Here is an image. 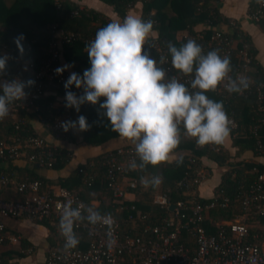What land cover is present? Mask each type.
Masks as SVG:
<instances>
[{"label":"built area","instance_id":"2783aa9c","mask_svg":"<svg viewBox=\"0 0 264 264\" xmlns=\"http://www.w3.org/2000/svg\"><path fill=\"white\" fill-rule=\"evenodd\" d=\"M56 10L60 9L61 0H51ZM78 14V9L70 15ZM248 17L255 23L264 17V0H255L254 7L248 11ZM230 25L236 28L234 23ZM210 29L205 34L202 29L196 30L191 37L202 47V54L218 50L219 54L235 58L231 63L229 77L233 81L237 78H247L248 87L237 95L252 94L255 110L260 113V122H264V93L262 84L256 83L252 78V56L249 51V43L240 34L232 36L231 33L217 27L206 26ZM51 37L45 48V57L35 66L34 62L25 57L29 51L24 49L13 51L2 50L0 57H7L5 69L11 65L23 66L30 72L34 84L29 86L25 97L10 105V114L0 120V127L8 119L11 126L10 136L6 139L0 136V158L8 160L26 159L30 163L49 166L55 157V146L35 135L27 134L24 130L27 113H34L42 124L49 130L55 139H65L71 132V128L65 132L61 122L70 120L68 114L51 115L47 112L42 116L40 99L48 86L66 91L64 83L69 74L64 71L56 74L59 67L60 45L62 42H70L74 34L63 33L56 29L55 24L49 27ZM237 42L240 45L237 46ZM151 50L156 55L157 67L165 71V76L183 83L190 93L200 91L193 89L191 81L193 75L179 74L173 71L172 63L156 38H148L143 51ZM1 72V70H0ZM228 78L215 89L216 92H229ZM78 94H83L74 85L70 89ZM224 96V95H222ZM48 109H55L53 102L47 104ZM230 127L235 123L231 117ZM217 151V145H206ZM34 149L32 152L26 150ZM136 156L135 148L126 145L119 146L107 152L102 159L103 182L109 200L116 205L118 213L127 212V219L131 221V233H123L117 217L113 215L114 231L112 237L107 235L108 225L97 222L90 223L87 219V211L83 199L77 192L58 185L42 186L35 178L27 176L14 179L4 173H0V192L12 188L19 195V199H4L0 197V216L12 218H28L33 221H47L50 225H57V237L54 244L46 250L42 264H264V225H257L259 231L250 232L246 223L248 215H264V173L257 175L256 179L246 189H241L238 194L241 213L234 219L210 221L212 231H207L204 221L207 212L215 207H225L228 198L222 196L219 201L212 199L209 202H201L197 195V186L206 177L207 170L199 167L191 177L184 176L176 182L177 187L185 189L189 198L176 200L171 203L166 190H157L152 193L151 204L162 209L157 216L156 223L147 221V215L141 214L131 202L134 199V189L137 181L128 175L127 170ZM128 195L133 196L128 198ZM99 201V200H98ZM70 204L72 209L79 208L81 219L74 222V232L79 239L75 248L65 249L64 237L59 231V220L63 207ZM173 205L170 209L169 206ZM58 206H60L58 208ZM102 216L104 214H101ZM139 227L137 228V223ZM18 238L9 235L5 231L4 224L0 221V246L9 243H17ZM0 247V252H1ZM23 254L31 252L30 248L20 250ZM0 264L3 260L0 253Z\"/></svg>","mask_w":264,"mask_h":264},{"label":"trees","instance_id":"16d2710c","mask_svg":"<svg viewBox=\"0 0 264 264\" xmlns=\"http://www.w3.org/2000/svg\"><path fill=\"white\" fill-rule=\"evenodd\" d=\"M107 5H110L118 18L122 20L126 11L132 7V5L139 1L141 4L140 17L144 20L151 19L154 23V30H156L157 42L165 48L166 55L172 63L171 53L169 52V44L181 47L187 40L191 39L196 32L195 26L199 25V29H203L205 34L210 33V29L206 26L216 27L218 23L224 22L228 24V20L223 18L218 13L214 6L215 0H100ZM255 0H251L249 3L248 11L254 7ZM78 9V14L75 16L70 13ZM110 20L106 19L102 14L92 10H81L72 3L70 0H61L60 9L56 10L51 0H0V52L2 50L11 49L13 51H19L14 38L23 34L24 39L21 41L23 48H28L29 51L25 57L30 58L35 66L39 64L45 57V48L48 40L51 37L49 27L51 24H55V28L65 32H72L74 34L73 39L68 42H62L60 45V56L64 62L73 65L71 67L72 72H76L79 75H83L85 69L90 67L85 45L95 38L96 31L106 26ZM259 28L264 31V17L256 23ZM232 36L240 34L243 39L249 43V51L252 56V78L256 83L262 84L263 91V77L261 68L254 58V50L252 49L249 40L243 35L236 27L231 32ZM146 44V43H145ZM237 46L240 42H237ZM150 58L156 60V55L151 50H146ZM59 62V61H58ZM235 62V58L231 57V63ZM194 63L193 73L195 74ZM17 68L21 70L20 65H11L8 69ZM8 69L1 70L4 72ZM173 71L179 74H184L181 71L175 69L172 65ZM18 70V71H19ZM27 70V69H26ZM24 72V71H23ZM25 73V72H24ZM70 75V73H68ZM25 80H31L30 72L27 70V74H23ZM163 83H168L170 80L165 76ZM29 86H27L28 89ZM82 91L83 89H79ZM48 92V93H47ZM47 93V94H46ZM66 91H60L59 89L48 86L44 92V96L40 99L39 104L42 107V116L47 112L51 115L67 114L68 108L64 109L66 100H63V104L55 109H48L47 104L53 102L55 95L65 96ZM81 94H79L80 96ZM206 95L213 100L222 101L224 109L235 123V127L231 128L230 137L232 145L236 147V152H242L250 150L256 156L264 157V122H260V113L255 110L254 97L252 94L237 95L235 92H216L208 91ZM224 95V96H222ZM105 98L101 97L102 103ZM99 103L93 105L90 102H85L80 106V115L86 117L88 124L91 126L87 131H81L82 143L90 146L100 145L109 139L119 137L118 133L112 131L107 117L103 114L104 110L100 109ZM264 104V99H263ZM29 114V113H27ZM26 114V115H27ZM4 135H0L4 138H8L11 133V126L9 120L6 119L2 126ZM0 127V128H1ZM24 130H27V134H34L30 125L26 122ZM186 132L183 125H179V133ZM71 135V132L67 135V139ZM181 143L175 149V152H182L175 159L171 161L162 162L158 166H147L145 169L130 170L128 168L127 173L137 181L136 188L134 189V199L131 201L136 209L140 210L141 214L147 215V221L150 223H156L157 216L162 213V209L152 205L150 200L153 191V187H144L141 182V177L146 180H150L152 177L159 176L162 178V183L159 185L161 189L166 190L168 198L171 203L176 200H186L189 198L184 188L177 187L176 182L184 176L191 177L195 173L194 171L199 167H203L210 171V168L206 167L201 158L205 157L213 161L217 166L222 167L223 170L220 173L219 182L214 186L212 196L209 198H202L197 195L201 202H209L212 199H219L222 196L228 198V203L225 207H219L218 205L211 208L207 212V218L204 221V226L207 231H212V225L209 222L225 219H234L241 213L240 201L238 194L241 189H246L256 179L257 175L264 173V164L257 162H246L243 160H230V155L226 149L218 146L217 151L212 150L208 146H198L194 138L181 136ZM34 149L28 148L26 152H32ZM108 151L101 154L86 158L84 162L76 164L74 169L64 177H58L55 180H49L44 175L39 174L38 169H59L62 168L70 160V151L55 146V157L53 162L49 166L37 165L36 163H30L24 159L25 164L23 166H17L12 163L11 160L0 158V173H4L10 176L11 172L17 173L20 176H27L29 178L38 179L42 186L58 185L65 187L71 191L77 192L83 199L87 211L92 209L100 214L110 213L114 217H117L119 221L120 229L123 233H131L132 223L127 219V212L118 213L116 211V205L109 200V194L107 193L103 182V166L101 164L102 159ZM137 165L140 164L139 157L136 155L133 159ZM208 174L206 175V177ZM10 189V188H8ZM264 190V184H262ZM6 191V190H4ZM4 199H19V195L15 193L13 197H6L1 195ZM94 196L98 199L96 205L91 203ZM249 220V221H248ZM252 222L250 232L259 231L257 225H264V215H248L247 222ZM137 223V228L139 227ZM246 222V223H247ZM39 224L50 226L47 221H39ZM54 244L51 241L50 246ZM1 257L3 264H17L12 257L11 252L7 250H1ZM21 256V253L17 254ZM24 255V254H23Z\"/></svg>","mask_w":264,"mask_h":264},{"label":"clouds","instance_id":"9594fccd","mask_svg":"<svg viewBox=\"0 0 264 264\" xmlns=\"http://www.w3.org/2000/svg\"><path fill=\"white\" fill-rule=\"evenodd\" d=\"M261 2V0H258ZM154 21L144 20L135 15H126L120 21H111L99 28L95 38L85 45L90 67L83 75L71 72L64 83L66 89L65 107L80 111L85 102L99 103L104 110L112 131L118 133L135 146L140 164H129L130 170L158 166L169 160L170 154L181 143L179 125H183L187 135L195 139L198 146L222 145L229 137L230 119L222 101L210 99L206 92L214 91L226 78L227 91L240 92L248 87L247 78L231 80V58L221 56L218 50L202 54V47L189 39L181 47L169 44L172 65L185 75L193 73V89L175 79L163 83L165 71L157 67L156 60L143 51L146 40L154 33ZM23 34L14 38L20 53L24 48ZM7 57H0V70L5 69ZM73 65L55 69L62 74ZM34 84L33 80H11L0 83V120L10 114V105L25 97V87ZM83 89V94L71 91V87ZM65 132L78 127L87 131L91 127L86 117L80 115L76 121L61 122ZM144 187L156 188L162 183L159 176L146 180L141 177ZM60 206H58L59 208ZM90 223L102 222L108 225L107 235L111 238L114 221L110 213L103 216L92 209L88 210ZM81 219L80 209H72L70 204L63 207L59 220V231L64 237L65 249L75 248L79 239L74 232V222Z\"/></svg>","mask_w":264,"mask_h":264},{"label":"crops","instance_id":"0c3cea01","mask_svg":"<svg viewBox=\"0 0 264 264\" xmlns=\"http://www.w3.org/2000/svg\"><path fill=\"white\" fill-rule=\"evenodd\" d=\"M72 3L77 5L81 10L92 9L100 14H102L106 19L110 21H120L116 13L113 11L110 5L100 1V0H70ZM251 0H215L214 6L217 9L221 17L228 20V24L221 22L216 25L217 28L231 33L233 27L230 23H234L239 31L247 37L250 42L252 49L254 50V58L261 68V73L263 77V93H264V31H262L259 26L253 22L248 17V7ZM141 4L139 1H136L132 7H130L126 15H135L140 17ZM124 16V17H125ZM200 26H195V29H199ZM157 35L156 30L152 38H155ZM149 37V38H150ZM59 67L68 65L62 58L58 62ZM20 71L17 68H11L4 72H0V83L11 80L24 81L26 78L23 74H27V70L21 66ZM25 73H24V72ZM67 73H71L72 69H66ZM20 74H19V73ZM25 95L27 93V86L24 89ZM48 93V92H47ZM46 93V94H47ZM79 96L78 92H75ZM65 96L55 95L53 100V105L61 107L63 104ZM64 109L66 107L64 106ZM70 120L76 121L80 116V111L77 112L75 108H68ZM26 121L30 125L33 133L41 138H43L47 144L63 147L70 151V160L59 169H38V173L44 175L49 180H55L58 177L67 176L78 163H82L86 158L101 154L106 151H110L119 146L130 145L135 148L132 142L121 138L109 139L108 141L96 145L90 146L82 143L81 141V131L77 128L71 129V135L67 139H55L49 132V130L42 124L39 117L34 113H29L26 115ZM4 128H0V135H4ZM180 137L185 136L189 137L186 132L179 133ZM223 149H226L230 155V160H243L246 162H257L264 164V157L254 155L250 150H245L242 152H236V147L232 145V140L229 137L225 140L222 145H219ZM182 152H173L170 154L169 160L175 159ZM201 162L208 168L210 171L207 173L208 176L205 177L200 184L197 186V192L202 198H209L212 196L214 186L219 182L220 173L223 170L222 167L217 166L213 161L203 157ZM12 163L17 166H23L25 164L24 159L13 160ZM10 176L14 179H19L24 176H20L17 173L11 172ZM1 195L6 197H13L15 195L12 188L3 191ZM133 196L128 195V198ZM91 203L93 205L98 204L94 196H92ZM0 221L5 226V231L9 235L16 236L18 238L17 243H9L1 245L2 250H7L11 252L13 259L17 264H42L46 250L51 247V241H55L57 237V225L45 226L39 224L36 221H33L28 218H12V217H1ZM30 248L31 252L28 254L21 253V249ZM21 253V256L17 254Z\"/></svg>","mask_w":264,"mask_h":264},{"label":"rangeland","instance_id":"374dc122","mask_svg":"<svg viewBox=\"0 0 264 264\" xmlns=\"http://www.w3.org/2000/svg\"><path fill=\"white\" fill-rule=\"evenodd\" d=\"M19 71H20V70H19ZM18 73H19V72H18ZM19 74H20V73H19ZM154 189H155L154 191H157V190L161 189V187L158 186V187H156V188H154ZM154 191H153V192H154ZM248 221H249V220H248ZM250 221H251V222H249V223H248L247 221H246V222H247L249 225H253L252 222H254V221H252V220H250Z\"/></svg>","mask_w":264,"mask_h":264},{"label":"water","instance_id":"95a60500","mask_svg":"<svg viewBox=\"0 0 264 264\" xmlns=\"http://www.w3.org/2000/svg\"><path fill=\"white\" fill-rule=\"evenodd\" d=\"M169 208L172 209L173 208V205H170Z\"/></svg>","mask_w":264,"mask_h":264}]
</instances>
